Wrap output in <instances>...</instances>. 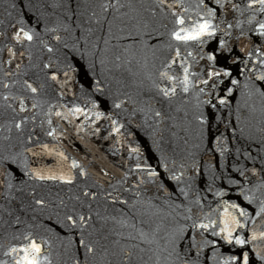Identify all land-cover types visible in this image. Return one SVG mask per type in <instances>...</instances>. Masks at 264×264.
Returning a JSON list of instances; mask_svg holds the SVG:
<instances>
[{
  "label": "water",
  "instance_id": "95a60500",
  "mask_svg": "<svg viewBox=\"0 0 264 264\" xmlns=\"http://www.w3.org/2000/svg\"><path fill=\"white\" fill-rule=\"evenodd\" d=\"M223 2L220 8L204 0L216 8V35L185 44L171 37L180 27L176 16L184 27L206 16L201 0H0V157L21 245L40 244L41 264H223L239 250L212 231L219 230L224 201L252 215L264 201V96L253 87L257 73L240 71L242 61L256 59L248 56L257 47L251 30L264 13L247 9V0ZM103 3L115 7L104 12ZM21 28L31 41L14 39ZM221 39L230 52L219 51ZM213 66L228 68L239 85L202 132L197 101L207 98L199 94L206 86L197 81ZM183 67L193 74L187 93L178 83ZM163 71L177 81L162 79ZM224 84L231 86L227 78ZM158 86H175L176 94L164 97ZM77 106L83 113L72 115ZM148 170L159 177L150 179ZM212 220L215 229L193 227ZM245 231H264V216L249 220ZM212 240L215 247L205 243ZM248 250L253 264H264L257 256L264 241Z\"/></svg>",
  "mask_w": 264,
  "mask_h": 264
},
{
  "label": "snow or ice",
  "instance_id": "6c2138e0",
  "mask_svg": "<svg viewBox=\"0 0 264 264\" xmlns=\"http://www.w3.org/2000/svg\"><path fill=\"white\" fill-rule=\"evenodd\" d=\"M160 4L163 5L165 0H159ZM230 2V0H229ZM215 4L218 5L220 8L225 7V3L223 0H215ZM115 5L111 3H103L100 5V8L102 11L106 12L109 8H113ZM171 7V5H169ZM201 7L206 9V16L200 17L199 20L192 22L188 27H184L186 21L181 16H176L175 13H173L174 16H176L175 23L176 25H179L176 30L171 32V37L175 41L182 42L187 44L188 42H197L199 44H203L206 41L204 40L205 37L208 39H211L213 36L216 35L217 32V25H214L212 23V19L215 17L216 14V8L209 7L207 4L204 3V0H201ZM231 7L233 9H239V5L237 4H231ZM247 9H253L254 12L264 13V0H247L246 3ZM256 20V16L252 15L248 19V23L252 24L253 21ZM237 27L240 26L239 21L237 22ZM229 28L232 27L231 24L228 25ZM251 33L253 36L256 37L257 47L255 48V53L249 52L248 56L252 57L253 55L256 56V59L252 60H244L242 61L245 65L244 68L240 69L241 73H243L245 70H247L249 73H257L254 77L253 81V87L255 91L261 95L264 96V91L261 89H264V20H261L256 23L255 29L251 30ZM244 33H242L243 35ZM14 39H16L18 42L21 40H28L31 41L33 39V35L30 31H25L23 28L19 29L14 36ZM55 39L59 40L60 38L57 36ZM146 43V42H145ZM219 51L221 53L223 50L227 49L226 42L224 40L219 41ZM229 52L230 49H227ZM11 51V50H9ZM48 51H52L51 48H48ZM243 51V49H241ZM179 50L176 51V56H179ZM191 55V53H189ZM175 58H173L174 62ZM207 60L210 62H214L217 60V56L214 52H209L207 54ZM239 60V57H235L233 59V63ZM251 64L252 67H249L248 65ZM259 65V67H257ZM45 68L49 67V65L45 64ZM166 67L170 68L171 64L169 63L166 65ZM69 68L71 66L69 65ZM184 76L182 80H179L178 83L182 87L183 92L187 93L189 91V87L192 86V81L189 79L190 75H193L189 73V69L187 67H183ZM65 76L68 75L67 72L64 73ZM160 76L162 79H167L169 82L177 81V77L169 75L167 71H163L160 73ZM206 79L198 80V84H203L206 87L199 88V94H203L206 96V99L197 101V107L201 109L199 114L196 116V120L198 124L201 126V130L203 132V129L205 126L211 125L212 121L210 120V117L215 115V111H218L220 107L227 106L229 103V97L232 96L235 86L239 85V81L237 79L232 78L231 71L228 68H220L216 69L214 66L210 67L206 72ZM224 78H227L230 85L224 84ZM52 80H56L57 77L55 74L51 76ZM247 79H253L251 76H249ZM96 91L102 92L103 89L99 86V81L96 82ZM223 85V87H221ZM248 85H245L247 87ZM28 87L31 89L32 92H36L35 88H32L31 85H28ZM159 87V86H158ZM207 88V91H206ZM219 89L220 91L217 92L216 90ZM160 93L164 97H169L170 95L176 94V88L175 86L171 87H159ZM207 107L209 109V112L207 115L202 110L204 107ZM95 107V104L93 105ZM115 108H120L121 103H115ZM23 110V107L21 108ZM72 115H76L78 113H83V109L80 107H74L69 110ZM56 115L60 116L61 113L57 112ZM103 113L97 112L95 113L96 119H99ZM160 113L157 112L156 116H159ZM87 118V117H86ZM216 120H219L220 117L216 116ZM112 131L115 133H118L120 131V126L117 124V121L112 120ZM17 127L19 128L20 125L17 124ZM98 131V129H97ZM49 135H52V133H49ZM217 140H219V137H216ZM47 147L46 145L44 146ZM131 152H138L139 149L133 148L130 150ZM62 155V154H61ZM73 167H79L75 161L72 162ZM136 169H139L141 171L144 170L142 166L137 163ZM84 172L81 170V175H83ZM253 174H255V170H253ZM147 175L150 179L152 178H158L159 173L155 170H148ZM243 175V173H241ZM38 179H64V177H57L55 175L53 176H44V175H37ZM173 180H178L179 177L173 175L171 177ZM67 182H71L70 180ZM143 182V181H141ZM231 184L239 185L238 180H231ZM181 191H183L181 189ZM248 190L244 188L239 189V195L243 196V199L247 201L249 204L254 202V197L247 195L246 192ZM223 193L218 192L217 195H222ZM37 203H42V201H37ZM223 211L221 212L218 223H219V230H213L212 235L218 236L221 238V240L228 244L239 246V250L236 251L233 255L229 256L227 259L223 261V264H253L250 251L248 250V246H253V250L255 249V242L257 241H264V231H245V229H248V222L249 220L255 221L256 217L264 216V201L260 202L259 208L255 211V215L250 214L245 207H242L241 204L238 203H229L228 201L223 202ZM66 219L71 223L73 227L77 226V220L74 219L72 216H67ZM79 222L81 223V226L83 225L84 217L80 216ZM217 226V221L212 220L209 221V223H199L194 225V228H200L207 231L210 227L215 229ZM27 239V238H26ZM205 243L211 244L213 247L217 244V241H205ZM80 244L85 246L87 251L89 253L93 252V248L91 245H86L84 240H80ZM192 248H198L199 246L193 242L191 245ZM17 254L16 258L14 259V264H41V245L36 243L34 240L28 243L27 245H23L19 248L13 247L9 250L6 255L10 254ZM199 254V251L197 252V255ZM257 256L260 261H264V255H261L260 253H257Z\"/></svg>",
  "mask_w": 264,
  "mask_h": 264
}]
</instances>
